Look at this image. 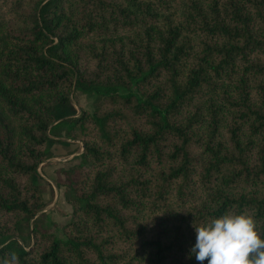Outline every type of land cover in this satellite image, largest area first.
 Returning a JSON list of instances; mask_svg holds the SVG:
<instances>
[{
  "label": "trees",
  "instance_id": "trees-1",
  "mask_svg": "<svg viewBox=\"0 0 264 264\" xmlns=\"http://www.w3.org/2000/svg\"><path fill=\"white\" fill-rule=\"evenodd\" d=\"M0 264H264V0H0Z\"/></svg>",
  "mask_w": 264,
  "mask_h": 264
},
{
  "label": "rangeland",
  "instance_id": "rangeland-1",
  "mask_svg": "<svg viewBox=\"0 0 264 264\" xmlns=\"http://www.w3.org/2000/svg\"><path fill=\"white\" fill-rule=\"evenodd\" d=\"M100 101H101V98L94 92L89 93V92L81 91L78 89V90H75L72 95V102L77 108V113L79 112L81 108L88 109V110L94 109L96 106L99 105ZM56 144H57V147H55L53 150L55 156L54 157L50 156L43 162H40L37 166V170L40 175V178L37 179V183L41 187V195L44 190L46 191L53 190L54 193L55 191L57 192V190H62L60 202L58 205H55L54 207L52 206L53 214L40 213L36 218H34V220L31 221V225H34L38 229L53 231L56 233V235L61 236L60 229L62 225L68 220L67 219L64 222L63 217L68 216L70 218V214H67V215L62 214V212L64 211L63 209L65 207V203H68V201L66 200L63 187H57L56 182L60 179L62 180L65 177V174L63 171L65 168H67L73 163H77L80 161L78 157L74 158L73 156L82 150V145L77 140L70 139V138H68L67 141H60V142H57ZM70 152H74V154L69 155L68 153ZM49 165L54 166V167L57 166L54 169V171L57 174L55 179L50 178L48 174L46 173V170H44V168ZM55 195L57 194L55 193ZM49 207H51V205ZM27 232L28 230L22 233V236H20L19 241L20 239L24 238V235Z\"/></svg>",
  "mask_w": 264,
  "mask_h": 264
},
{
  "label": "crops",
  "instance_id": "crops-1",
  "mask_svg": "<svg viewBox=\"0 0 264 264\" xmlns=\"http://www.w3.org/2000/svg\"><path fill=\"white\" fill-rule=\"evenodd\" d=\"M61 139L62 140H64V141H67L68 140V138H65V137H61ZM57 142H55L52 146H51V150H52V156L51 157H54L55 155H54V148L55 147H57V144H56ZM69 155H73L74 154V152H70V153H68ZM78 154V153H77ZM68 155V156H69ZM58 156H60V155H58ZM64 157V156H63ZM67 158H69V157H67ZM54 166H51V165H49V166H47V167H45L44 168V170H46V173L48 174V176L50 177V178H56V176H57V174H56V172L54 171V169L57 167V166H55L54 168H53ZM55 193L57 194V195H55ZM55 193H54V191L53 190H44L43 191V193H42V195H43V199H44V201H45V207L43 208V210H42V212L41 213H51V214H53V207L55 206V205H58L59 204V202H60V197H61V195H62V190H57V192L55 191ZM51 205V207H49ZM53 206V207H52ZM64 211L62 212V214L63 215H67V214H70V210H71V205L69 204V203H65V207H64V209H63ZM40 214V213H39ZM38 214V215H39ZM37 215V216H38ZM54 215H55V213H54ZM62 215V216H63ZM36 216V217H37ZM68 217V216H67ZM67 217H63L64 219H63V221L65 222L67 219H69V217L67 218Z\"/></svg>",
  "mask_w": 264,
  "mask_h": 264
}]
</instances>
